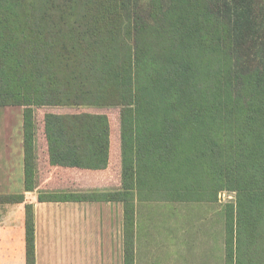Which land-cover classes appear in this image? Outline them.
<instances>
[{
    "label": "trees",
    "instance_id": "16d2710c",
    "mask_svg": "<svg viewBox=\"0 0 264 264\" xmlns=\"http://www.w3.org/2000/svg\"><path fill=\"white\" fill-rule=\"evenodd\" d=\"M234 1L0 0V107L23 108L26 192L40 186L36 109L120 112L122 188L38 200L123 203L125 264H135L137 203H217L226 192L223 264H264V16L235 14ZM44 133L52 165L107 166L105 117H53ZM25 212L36 264L33 206Z\"/></svg>",
    "mask_w": 264,
    "mask_h": 264
},
{
    "label": "crops",
    "instance_id": "0c3cea01",
    "mask_svg": "<svg viewBox=\"0 0 264 264\" xmlns=\"http://www.w3.org/2000/svg\"><path fill=\"white\" fill-rule=\"evenodd\" d=\"M10 128L8 159H0V195H24L25 200L0 204V264H26V205L34 209L36 264H125L123 203L40 202L44 189H25L23 113ZM153 204H136L135 264H152L157 256L151 228L143 240L139 231L142 221L151 224L144 208ZM168 241L173 252L174 242Z\"/></svg>",
    "mask_w": 264,
    "mask_h": 264
},
{
    "label": "rangeland",
    "instance_id": "374dc122",
    "mask_svg": "<svg viewBox=\"0 0 264 264\" xmlns=\"http://www.w3.org/2000/svg\"><path fill=\"white\" fill-rule=\"evenodd\" d=\"M218 7V0H213ZM235 14L241 10L252 13L253 21L264 16V0H235L231 5ZM260 15V16H259ZM258 29V28H257ZM256 30L253 29L252 32ZM23 108L0 107V159H8V131L19 124ZM105 117L111 129L110 159L105 168L87 169L52 165L48 156L44 125L53 117L81 116ZM37 171L38 181L44 191L90 193L118 191L121 185L120 112L118 109L98 108H40L36 109ZM235 202V194L222 193L217 203L165 204L156 203L144 208L152 222L142 221L140 239L147 238L146 228H151L156 244V257L152 264H223L224 223L226 206ZM156 219V220H155ZM165 240L174 242L175 250L166 246ZM184 249V250H183Z\"/></svg>",
    "mask_w": 264,
    "mask_h": 264
}]
</instances>
